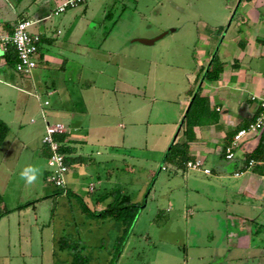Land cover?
<instances>
[{
  "label": "rangeland",
  "instance_id": "rangeland-1",
  "mask_svg": "<svg viewBox=\"0 0 264 264\" xmlns=\"http://www.w3.org/2000/svg\"><path fill=\"white\" fill-rule=\"evenodd\" d=\"M54 1L53 9L62 2ZM237 3L235 0H89L87 4L68 9V14L72 18H82V25L78 28L83 31L85 44L100 47L107 40V46L114 43L118 49H121L122 43L129 44L123 54L159 55L160 62L164 61V64L157 68L178 71V63L185 65L186 69L191 67L196 62L194 56L206 47L199 42L201 33L214 35V39L219 41L230 24L234 26L238 15L235 11ZM87 5H90V10L86 14ZM109 13L110 17L106 18ZM62 16L53 14V20L59 21ZM163 34L153 43L140 41ZM123 58L118 59L121 67L131 69L142 64L136 58ZM85 61V79L83 77L80 82L68 85L69 101L75 103L83 96L89 99L93 127L101 125L95 113L102 106L112 114L104 118V125L109 127L105 142L100 138V142L108 146L98 144L81 148L83 155H91L89 157H94V160L86 159L84 164L74 163L66 174L67 181L75 180L83 184L80 193L83 198L75 194L62 198L58 191L60 188L49 180L48 158L39 149L44 124L42 109L46 111L50 107L44 105L48 97L41 89L38 91L40 97L24 93L7 83L11 82L8 76L0 74V119L10 126L7 140L0 147V186L6 189L0 220L4 206L11 208L30 203L7 214L0 223L1 262L67 264L64 254L70 252L73 255L74 247H83L78 250L79 253L91 257L76 261V264H198L201 257L207 264H233L230 259L212 260V251L202 248L195 250L192 247L187 251L183 244L186 228L190 229L192 225L185 217L176 214L180 209L177 205L185 203L183 199L187 198L186 183L181 174L175 173V167L165 161L186 113L175 127L171 125L178 116L175 94L181 88L183 75L175 73L158 78L157 83L151 81L146 98L133 96L131 102H125L122 98L124 94L119 90L102 92L100 85L104 78L98 70L105 68L106 63ZM150 66L153 69L155 65H146ZM55 70L46 72L42 81L54 78ZM85 80H92L90 84L95 81L91 90L87 89L89 86H86ZM34 92L32 88L31 93ZM165 94L174 97V100L168 101L167 97L164 98ZM187 96L188 93H184L181 99L185 102ZM50 100L57 101L55 97H50ZM32 119L36 121L31 122ZM170 128H174V133L167 143L165 136ZM13 140H21L25 147L9 159L12 163L9 166L2 158L4 150ZM29 164L38 165L42 175L37 183L26 186L19 172ZM91 183L96 185L95 194L85 192ZM118 189L130 194L141 206L127 233L120 221L95 217L90 210L81 211L85 206L93 207V200L99 196ZM209 189L212 191V188ZM189 194L192 195L191 192ZM62 236L73 245L61 249L57 240ZM112 255L114 260L111 262L109 257Z\"/></svg>",
  "mask_w": 264,
  "mask_h": 264
},
{
  "label": "crops",
  "instance_id": "crops-1",
  "mask_svg": "<svg viewBox=\"0 0 264 264\" xmlns=\"http://www.w3.org/2000/svg\"><path fill=\"white\" fill-rule=\"evenodd\" d=\"M237 1L236 23L234 26L230 24L224 37L217 41L216 36L201 33L199 42L206 47L200 49L196 57L194 56L196 62L187 69L185 65L178 63L179 70L173 71L170 68H157L164 64V61L160 62L159 55L148 57L147 54L148 56L143 57L135 52L123 54V50L129 44L121 42L122 47L119 48L122 50L114 47V43L107 46V40L100 47L85 44L81 34L83 31L78 28L82 18L78 19L77 16L72 18L67 10L60 14L63 16L59 21H54L52 14L54 0H0V32L11 33L20 20L33 19L37 23L33 25L32 31L42 36L38 64L31 74H20L15 69H8L5 66H0V74L8 76L11 82L7 83L24 93L40 97L38 91L41 89L48 97L44 105L50 107L46 111L42 109L44 124L39 146L41 154L49 157V149L42 142L46 124L62 122L67 128L65 141L75 148L73 156L81 158L77 163L82 164L86 159L93 161L94 157L83 155L80 152L81 148L83 150L85 146L89 148L93 147L92 145H107L101 143L100 138L105 142V134L109 127L104 125V118L112 114L102 106V109L95 113L101 125L93 127L92 114L88 108L89 99L83 96L84 98L78 99L75 103L69 101L71 100L68 88L70 82H80L83 77L85 79V60L106 63L105 68L98 70L104 78L100 85L102 92L119 90L124 94L122 98H125L123 100L125 102H131L133 96L138 99L146 98L151 81L157 83L158 78L175 73L182 74L181 88L177 89L175 94L178 98L177 121H173L171 125L176 126L196 93L208 97L211 115L210 122L194 127L195 139L189 143L192 160L202 159L211 173L205 174L203 171L191 170L186 166L184 169L174 168L176 174L183 176L188 193L187 198L183 199L185 203L177 205L180 209L176 214L185 217L188 224L190 221L192 225L190 229L186 228L184 247L187 251L192 247L195 250L202 248L212 251L210 256L215 261L230 259L233 264H244L248 259L247 264H264V130L243 137L232 160L227 159L225 154L226 146L231 143L238 130L255 121L259 113L260 100L264 97V0H235ZM89 6H86L85 13L90 10ZM216 47L218 49L213 54ZM215 55H218L222 61L223 71L218 80L209 81L205 78V73ZM122 56L126 60L136 58L142 61V64L131 69L121 67L118 59ZM147 64L156 67L148 68ZM47 69L49 71H46ZM50 69H56L54 78L52 77L50 81H42V76L50 72ZM85 81L86 86H89L87 89L91 90L95 81L91 84L92 80ZM32 88L34 93H31ZM184 93H188L185 102L181 99ZM50 97H55L57 101H51ZM164 98L168 101L174 100V97L166 94ZM35 121V119L31 120V122ZM166 132L168 134L165 139L168 143L173 136L174 128ZM185 140L183 123L182 126L180 124L173 143ZM23 144L21 140H13L4 150L2 161L12 166L9 159L15 157L20 149H24ZM257 148L260 149L259 158L254 159L259 163L249 167L251 155ZM236 172L241 173L236 175ZM70 185L73 187L71 188ZM82 190L83 184L75 180H66V188L58 189L62 198L68 197L69 194L83 198L80 194ZM5 191L6 189L0 186L3 197L6 195ZM95 191L96 185L92 183L85 190L88 194H95ZM189 192L192 193L191 196ZM105 195L93 200V207L88 208L93 215L104 210L111 202V196L104 198ZM133 201L139 203L134 199ZM84 203L87 201L84 200ZM33 208L36 209L37 205L34 204ZM6 216L4 215L2 219ZM90 257L87 255L85 260ZM99 257L98 255L97 258ZM63 258L67 264H73L72 253H65ZM109 259L112 262L114 255ZM1 261L0 257V264H10ZM198 264H207V262L201 257Z\"/></svg>",
  "mask_w": 264,
  "mask_h": 264
},
{
  "label": "trees",
  "instance_id": "trees-1",
  "mask_svg": "<svg viewBox=\"0 0 264 264\" xmlns=\"http://www.w3.org/2000/svg\"><path fill=\"white\" fill-rule=\"evenodd\" d=\"M250 1V0H248ZM110 17V13L106 15V18ZM116 24V22H114ZM42 41V40H41ZM18 61L17 52L14 47H11L6 55V63L1 66H5L8 69H14L15 65ZM223 71V63L218 57L215 55L211 61V66L205 73V78L209 81H216L220 78V75ZM209 99L207 96L202 95L201 93H196L194 95L186 113L184 116V135L186 140L184 142H175L168 149L165 161L172 164L177 169H184L186 163L189 160H192L189 151V143L195 139L194 127L198 125H203L206 122H210L211 115L209 111ZM10 132V126L4 120L0 119V146L4 143ZM67 134H59L56 136V139L62 142L61 151L66 155V163L70 169V167L77 163V161L81 158L74 157L73 154L75 152V148L71 147L66 143ZM260 149L257 148L254 153L251 155V160L258 159ZM49 156V152H48ZM255 158V159H254ZM114 196V199L108 203L107 207L99 213L94 214L99 218H107L111 220H117L122 222L125 226L124 231L127 233L132 228L141 206L139 203L133 201L132 196L130 194L124 193L122 190H113L107 193L104 198L109 196ZM4 204L3 195L0 193V208L1 205ZM27 204H19L14 208L3 207L1 210V214L7 215L14 210H19L24 208ZM84 210L89 211V209L85 206ZM122 240V239H121ZM122 242V241H121ZM57 243H59L60 248L68 247L73 245V243L69 244L68 240L62 236L58 238ZM81 250L83 247H80ZM80 248L74 247L73 259L74 264L76 261H81V259H85V255H81L78 251ZM85 256V257H84ZM81 264V262H80Z\"/></svg>",
  "mask_w": 264,
  "mask_h": 264
},
{
  "label": "built area",
  "instance_id": "built-area-1",
  "mask_svg": "<svg viewBox=\"0 0 264 264\" xmlns=\"http://www.w3.org/2000/svg\"><path fill=\"white\" fill-rule=\"evenodd\" d=\"M89 0H62V2L52 11L54 15H60L68 9L85 4ZM37 21L33 19H22L14 27L13 32H0V66L6 63V55L11 47L17 52L18 61L15 71L20 74L29 75L37 67L38 53L42 36L32 31L33 25ZM46 104L48 102L46 101ZM264 130V97L259 103V113L252 123L247 127L241 128L234 135L231 143L226 146V158L232 160L235 157V150L242 138L249 134H256ZM67 131L66 125L62 122H48L42 138L43 145L49 149L48 174L49 180L58 188H66V174L69 167L66 163V155L61 151L62 142L56 136ZM259 162L250 160L249 167L257 165ZM261 163V162H260ZM186 168L191 170L203 171L210 174L211 170L205 167L202 159L189 160ZM241 172H236L239 175Z\"/></svg>",
  "mask_w": 264,
  "mask_h": 264
},
{
  "label": "clouds",
  "instance_id": "clouds-1",
  "mask_svg": "<svg viewBox=\"0 0 264 264\" xmlns=\"http://www.w3.org/2000/svg\"><path fill=\"white\" fill-rule=\"evenodd\" d=\"M41 175V168L38 165L34 164L24 166L19 172V177L25 182L26 186H31L37 183Z\"/></svg>",
  "mask_w": 264,
  "mask_h": 264
},
{
  "label": "water",
  "instance_id": "water-1",
  "mask_svg": "<svg viewBox=\"0 0 264 264\" xmlns=\"http://www.w3.org/2000/svg\"><path fill=\"white\" fill-rule=\"evenodd\" d=\"M164 35H165V34L160 35V36H158L157 38H154V39H151V40H142V39H141L140 41H142V42H146V43H153V42H155L157 39L163 37ZM183 123H184V120L182 121L181 126H182Z\"/></svg>",
  "mask_w": 264,
  "mask_h": 264
}]
</instances>
